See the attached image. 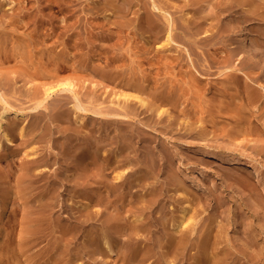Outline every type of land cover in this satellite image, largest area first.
Instances as JSON below:
<instances>
[{"label":"rangeland","instance_id":"rangeland-1","mask_svg":"<svg viewBox=\"0 0 264 264\" xmlns=\"http://www.w3.org/2000/svg\"><path fill=\"white\" fill-rule=\"evenodd\" d=\"M220 1L230 0H0V6L2 5L0 35L8 39L6 46L8 52L16 53V44L24 43L26 53L34 55L37 61L41 57L40 53L46 52L47 57L44 61L49 60L51 68H55V58L59 52L68 53L76 67H82L80 70L82 72L79 74L78 71L76 75L73 72L74 66L59 61L62 66L67 65L70 69L61 68L58 76L78 79L77 89L85 104L92 109L122 108L123 112L130 108L128 112L134 116V119L128 117L129 121L123 119L126 122H121L123 123L121 125L114 121L110 122L111 117L105 118L87 112L84 120L78 121L76 115L79 113L83 115L85 112L74 108L72 94L68 93L69 97L73 98L72 101L57 96L51 101L49 109L42 110L38 134L42 135L40 146L45 154L42 153L43 160L49 158L52 160L48 154L54 152L57 153L53 155L54 158L59 156L60 162L41 165L39 170L42 169L41 172L44 174L40 179L28 178L24 179V182L18 181V176L24 175V166L20 163L22 159L13 166L0 164V189L3 191L6 187V190H10L7 196L2 195L0 191V200L3 199L0 205L7 204L6 207L12 209L16 206L15 200L19 198L17 204L23 213H19V220L17 218L14 223L17 233L26 224L28 217L26 212L35 211V215L40 218L39 231L42 232V237L45 236L42 238L38 232L41 238L36 246L39 247L37 251H46L55 244L62 235L60 229L64 223L71 222L79 224L80 228L77 227L75 230L79 234L77 238L64 237L62 249H69L72 246L80 248V251L78 248L73 251L79 259L76 261L77 264L82 263L87 256L83 255V251L87 248L86 242L89 243L87 228L89 229L91 225L88 226L84 222L78 208L83 205V198L90 192V188L97 186L98 183L94 182L95 177L89 176L88 166L77 162V150L80 147L87 148L88 143L96 140V136L101 133L109 153L111 149L119 150L118 146L123 142L132 144L133 151L124 154L125 157L131 156L129 163L133 162L134 165V169H127V177L145 168L147 176L151 177L148 188L155 187L154 182L158 179L157 186L163 187L169 192L167 195L172 196L173 204L170 203V206L174 214H180L181 208L189 205L184 203L187 201L186 193L192 198V193L199 196L200 202L192 209V213L198 212L195 220L198 221V230L194 234L196 241L204 233L209 232L212 241L216 240L220 249L228 244H237L241 250H245L248 263L264 264V180L260 181L258 176H253L256 175L257 169L264 171V77H262L264 54L261 56L262 48L258 50L256 49L258 46H254L256 44L254 40L260 36L258 33L264 32V23L259 26L260 23L258 21L255 23V20L243 19L242 22L238 20L243 11L257 13L264 11V8L262 9L264 0H255L252 5L236 6L217 12L216 5ZM115 4H118V7ZM158 5L166 9L160 10L157 8ZM173 23L176 27L174 31L170 27L174 25ZM241 30L248 37L250 48L240 45L238 37ZM170 32L174 41L162 47ZM253 49L257 51L255 54ZM20 59L21 57L12 58L6 62V68L17 67ZM92 68L94 72L90 71ZM26 72L28 75L25 74V77L30 76L37 79L40 85L49 86L50 80L38 75L33 76L35 73L29 70ZM128 82L135 83L146 91L145 96L150 105L144 106L136 100L132 101L134 104L128 106L121 100L123 98L119 100L115 96L122 90L135 92L133 89H127ZM11 84L9 88H4L11 101L28 107L32 105L27 96L28 91L24 87L25 81L19 79V86L14 80ZM163 90L166 94L177 90L180 102L174 106L162 105L169 109V113L161 116L154 109L157 107V100L153 93ZM181 92H189L187 96L191 97L185 103H181L186 99ZM249 95H256L259 101L250 102ZM65 99L69 103L65 102L62 107L61 103ZM244 104L249 106L248 108L252 107V112L258 113V116L247 117L242 112V108L246 107ZM203 105H209L210 107L205 106L207 109L214 107L216 114L210 112L208 117L218 119L216 127L211 122L205 124L199 119ZM185 106L187 114L178 108ZM61 108L67 109L71 121H56ZM131 122L135 124L132 125ZM27 123L32 124V119ZM117 124L120 125L121 131ZM201 125H206L207 130L203 132L198 130ZM222 126L234 133L237 132L231 138L223 136L219 130ZM190 127H197L196 132L190 133ZM239 128H245V132L238 131ZM77 131L78 133L81 131L80 136L76 134ZM69 137L74 140L69 143L71 146L72 143L79 146L77 147V144L72 148L70 145L66 146ZM144 139L148 142L146 143ZM208 151L210 153H207ZM217 154L237 157L240 161L236 165L237 169L227 171V166L223 165L226 162L215 156ZM153 158H155L153 167L146 165L144 167V162L147 164L146 160L150 161ZM140 160L141 162H138ZM13 167L16 170L15 178L8 181L7 175ZM243 172L250 174L248 179L251 183L248 179H242ZM9 182L12 185H9ZM251 186L257 189L254 190ZM16 187L20 188V193ZM148 188H141L140 193L146 192ZM38 192L49 197L44 196L43 199L37 200ZM67 195H70L69 198ZM6 200L7 202H4ZM53 200L54 203H50ZM64 204H67V208L76 207L79 212L74 209L77 212L75 213L71 208L67 210L73 211V213L70 211L73 215L68 211L64 212L66 209ZM110 207L106 204L100 206L103 215L98 221L99 226L103 220L106 221L109 212L115 211L114 207ZM77 215L82 217L81 224L77 223L80 219ZM20 224L23 225L20 227ZM9 227L12 228L9 224L3 229L5 234L9 233L7 230L13 232ZM74 242L76 244L82 242V245L79 247V244L76 245ZM47 253L43 256L44 260L42 258L43 262L47 261L52 252L48 250ZM196 254L197 247L188 252L189 263H185L190 264ZM96 264L106 262L98 259Z\"/></svg>","mask_w":264,"mask_h":264},{"label":"bare ground","instance_id":"bare-ground-1","mask_svg":"<svg viewBox=\"0 0 264 264\" xmlns=\"http://www.w3.org/2000/svg\"><path fill=\"white\" fill-rule=\"evenodd\" d=\"M254 1L255 0H230L228 2L220 1L218 3V5H216V7H217L216 11L218 12V11L223 10V9L232 8V7L234 8L236 6L244 7V6H247L250 4L252 5V3ZM115 5H116V7H118V4H115ZM0 8H2V5L0 6ZM157 8L160 10L166 9L162 5H158ZM263 8L264 7H262V9ZM0 11H1V9H0ZM240 13H241V11H240ZM240 13H239V15H240ZM243 19H245V20L250 19L247 21L255 20V23H256V21H258L260 23L259 26H261L262 23H264V11L259 12V13H257L256 11L255 12L243 11V14L238 17V20H241V22H242ZM168 27L169 26H167V28ZM170 27L172 28L173 31L176 28L175 24L170 25ZM167 28H166V30H167ZM256 31H258V30L256 29ZM239 32L240 33H239L238 41H239L240 45L243 46L244 48H250L249 40H248V37L246 36V34L242 30ZM258 34L260 36L258 37V39L254 40V44L256 42V44L254 46H258V47H256V49H258V50H259V48H262L261 50L263 52H260L261 50L259 51L260 53H262L261 54V56H262L264 54V32H263V34L261 32ZM172 36L173 35L170 32L168 34V36H166L167 38H166L165 42L163 41L164 43H163L162 47L167 46L172 42V40H173ZM5 37L4 38L2 36L0 37V164L3 165V163H6L5 165H10V166L12 165L13 166L20 159H22V162H20L21 160L19 162L22 163V165L24 166V175L18 176V181L24 182V179L27 180L28 178H34L35 180L40 179V177L44 174V172H41L42 169L39 170L41 165L50 164V163L51 164H55V163L57 164L60 162L59 156L58 157L56 156L54 158L53 155L57 154V153L54 154V152L49 153V154L47 153L49 155V157L52 158V160L50 158L47 160L46 159L43 160L44 159V157H42L43 150L41 149V146H40V144L42 143L41 142V140H42L41 136L42 135L38 134V132H39L38 128H40L39 125L41 123L40 114L42 113V110L44 108L45 109L50 108L51 101L53 99H55L57 96H61L62 98L66 97L68 99H71L69 97L68 93L72 94V97L74 98V99L72 98L74 100V104H73L74 108L76 110H79V111L81 110V111L85 112V113H83V115L81 113L76 115L78 121L84 120L85 116L88 115L87 112H92L96 115H100V116H103L105 118L111 117L109 119L110 122L114 121L115 123H120V124H121V122H126L125 120H127V119L129 121V118L134 119V116H132V114L128 112L130 108L128 109V111L126 110L125 112H123V111H121V110H123L122 108H121V110H119V109L118 110H111V109H109V107H108V109H105L103 107H99L97 109H92L90 106L85 104L84 101L82 100V98L80 97L79 91L77 89L78 84H79L78 79L75 77L74 78L70 77V76L65 77V78L58 76L61 68L67 69V70L70 69V68H68L67 65L63 64L64 66H62L61 62H59V61H64V63L66 62L70 66H74V69H73L74 74L79 73L78 71L82 70L81 66L76 67V63H74L70 60V58H69L70 56L68 53H65V52L60 53L59 52L57 58H55L56 59V61H55L56 65H54L55 68H51L49 63H48L50 61L49 60H48V62L44 61V58L47 57V54H45L46 52L40 53L41 57L37 61L36 58L33 57L34 55L30 56V55H28V53H26V51L24 50L25 49L24 43L16 44V46H17L15 48L17 51L16 53L13 54V52H11V51L8 52L6 50L8 39ZM163 40H164V38H163ZM161 43H162V41H161ZM252 44H253V41H252ZM164 48H162V49H164ZM27 49H28V45H27ZM254 49H253V51H254ZM255 52H257V51H254V54H255ZM64 53H65V55H64ZM19 57H21V59H20L19 63L17 64V67H13L11 69L6 68V65H5L6 62L10 61L12 58L17 59ZM51 58H53V57H51ZM228 63H230V61ZM263 68H261V69H263ZM28 70L35 73V74H33V76L38 75L39 77H42L46 80H50L49 86L40 85L38 83L37 79H32L30 76L25 77L24 76L25 74L28 75V73L26 72ZM90 71L94 72L93 68L90 69ZM81 72L82 71H80L79 74H81ZM82 75H83V73H82ZM254 76H256V75H254ZM259 76H260V74H259ZM262 77H264V75ZM19 79H23L25 81L24 87L28 91L27 96L29 97V100L32 102V105H29V107L24 106L23 104L13 103L11 101V99L9 98V95L6 92V90L4 91V88H7V87L9 88V86L12 85L11 83H13V80L17 85L19 83ZM17 86H19V84ZM126 86H128V88L126 87L127 89H133V90H135V92L126 91V90H122V91H120V93L117 92L115 94V96L118 97L119 100L121 98H123L121 100L124 101L126 104H128V106H130L131 104H134V103H132V101L134 102L136 100L139 101V103H141L144 106L149 104L148 99H146V96H145L146 91L144 89L138 87L135 83H131V82H128ZM193 87H195V86H193ZM176 91L169 92L168 94H166V92H164V90L163 91H157V92L153 93V96L157 100L156 101L157 107H155L154 109L161 116L165 113H169V109H167L166 107H163L162 105H169V106L173 105L174 106L180 102V100L178 99L179 98L178 92L176 93ZM250 92H251V90H250ZM187 93H189V92H187ZM187 93L181 92V95L186 97V99L181 103H185L187 99L191 98L190 96H187ZM21 94H22V91H21ZM72 99H71V101H72ZM249 100H250V102H255V103L259 101V99L256 97V95L250 96ZM249 100L247 102H249ZM65 102L69 103V101L67 99H65L61 103L62 107H63V104ZM204 103H205V101H204ZM246 104H244V106H246V107H244L242 105V107H244V108H242V112H244L247 117H250L252 115H253V117L258 116V113L252 112V109H251L252 107L248 108L249 106L247 107ZM194 105H196V104H194ZM206 105H203L204 109L201 108V114H200L199 119L205 124H208L209 122H211L216 127L218 124V119H216V117L214 119H210L208 117V115L211 114L210 112H214L215 109H214V107L207 109L206 107H210V106L209 105L206 106ZM226 105H228V104H226ZM258 105H260V104H258ZM125 106H124V109L126 108ZM154 106H155V104H154ZM256 106H257V104H256ZM178 108L181 109V112H183L185 114L188 113V111L186 110L187 109L186 106L184 108H181V107H178ZM114 109H116V108H114ZM131 110H133V108ZM240 110H241V108H240ZM256 112H257V110H256ZM236 113H238V112H236ZM244 113H243V115H244ZM152 114H153V112H152ZM214 114H216V113L214 112ZM112 117L115 119H112ZM29 119H32V124L27 123ZM123 119H125V120H123ZM61 120L71 121L69 118V113L67 112V109L60 110L59 114L56 116V121H61ZM128 121H127V123H128ZM132 122H131V124H132ZM85 123H86V121H85ZM134 124L135 123H133L132 125H134ZM119 126L120 125L117 126L118 129L120 128ZM81 127H83V126H81ZM41 128H43V127H41ZM207 128H206V125H201L198 130L203 132V131L207 130ZM196 129H197V127L196 128L190 127L189 132L195 133ZM119 130L121 131V128ZM215 130H216V128H215ZM219 130L223 134V136H227L229 138H231L237 132L236 131L234 133L233 131H231V129L225 128L223 126L220 127ZM238 131L245 132V128H242V129L239 128ZM77 133H78V131L76 132V134ZM43 134H44V130H43ZM79 136H80V134H79ZM102 136L103 135L100 133L99 136L98 135L96 136V140H92L91 142L89 141L90 143H88L87 148L80 147V149L77 150L78 151L77 162H80L83 165L86 164L88 166V168L90 170L89 176L92 178L95 177L94 179H96V181H94V182H96V184L98 183V185H99V186L94 185V186H92V189L90 188V192L87 194V196H85V198H83L84 200L82 199L83 205L81 206V208H78L80 213H81V216L84 217V222H86L88 224V226L91 225V227H89V229L87 228V232L89 233V236H90L89 237L90 239H88L89 243L86 242L85 245H87V248L84 249V251H83V255H87V256H85L83 259L84 261L81 260V262L82 261L83 262L82 263L79 262V264H96L98 259L106 262V264H186L185 262H187V260H189L187 257L188 252L195 247H197V254H196V256L192 257L193 260L191 261L190 264H251V263H248V261H246L247 255H246L244 249H243L244 251L241 250L240 249L241 247L240 246L238 247L237 244H228L227 246L225 245V248L222 247L220 249L219 248L220 246L217 245L218 243H216V240L214 242L212 241V238H211V235L209 232L204 233V235L198 241H196V239L194 238V236H195L194 234L198 230V227H197L198 221H195V220H197L196 214L198 212H196V214H194V213H192V209L196 203L200 202L201 199H199V196H196V194L192 193V195H193V198H192L188 195V193H186L187 194V199H186L187 201H184V203L185 202L189 203V205L181 208L182 210H181L180 214H178V215L174 214L173 210H171L172 207L170 206L171 205L170 203H172L171 202L172 196L170 197L169 196L170 194L167 195V193H169V192L166 191L163 187L159 188L157 186L158 179H157V181L154 182L156 184V185L154 184L155 187H152L151 189L148 188V185L151 184V181H150L151 177L147 176L145 168L144 169L139 168L140 172L131 175V177H129V178L127 177V175H128L127 169H131V168L134 169V165H133V162L129 163L130 162L129 157H131V156L125 157L124 154L133 151L132 144L127 143L125 141L126 143L123 142L122 145L118 146L119 150H121V152L119 150L111 151L112 150L111 149V150H109L110 151V153H109V152H107L108 148L106 147L107 146L106 142L103 140ZM51 137H52V135H51ZM52 139H54V138H52ZM67 139L68 140H67L66 146L70 145L69 143L74 141L70 137ZM120 139H121V137H120ZM43 140H45V139H43ZM106 140L109 141L108 139H106ZM122 140H124V139L122 138ZM75 141H76V139H75ZM144 141L146 143L148 142L146 139H144ZM75 144H77V143H75ZM74 145L72 143V146H74ZM72 146L70 145L71 148H72ZM78 146L79 145L77 144V147ZM46 147H48V146H46ZM109 147H112V146H109ZM135 148H134V150H135ZM24 149H26V151ZM75 149H76V147H75ZM51 150H52V148H51ZM23 151H25L26 153L24 154ZM133 153H135V152H133ZM140 153H141V151H140ZM207 153H210V151H208ZM215 156H219V159L221 158V160H224L226 162V164H223V165L227 166L228 169H226V170L227 171L229 170V172H231L230 170L237 169L236 165L240 163L239 159L237 157H234V156H231V157L227 156L226 157V156L218 155V154ZM203 158H205V157H203ZM50 161H52V162H50ZM138 162H141V160ZM148 162H150V163H148ZM154 162H155V158H153L150 161L146 160L147 164H145V162H144V167H145V165L147 167H153L152 164H154ZM226 166H224V167H226ZM14 168L15 167L11 168L9 174L7 175L9 178L8 181H11V180H13V178H15V175H16L15 171L16 170H14ZM8 169H10V168H8ZM4 170L5 169H3V171ZM260 170L257 169L255 171L256 175L253 174V176H258L260 181H263L264 180V171H262V170L260 171ZM3 171H2V173H3ZM245 172H247V171H245ZM247 174H245L244 172L241 174L243 180L249 178L248 176L250 174H248V175ZM54 175H55V173H54ZM34 179L32 181H34ZM243 180H241V181H243ZM247 181H245V183ZM257 181H258V178H257ZM260 181H259V183H261ZM250 183H251V181H250ZM256 184H257V182H256ZM9 185H12V184L10 183ZM158 185H159V183H158ZM248 186H250V185H248ZM257 186H258V184H257ZM144 187H147L148 190L146 192L140 193L141 188H144ZM251 187L254 188V190L256 188L253 186H251ZM251 187H250V189H251ZM11 188H12V186H11ZM13 190H16V189L13 188ZM0 191H2V190L0 189ZM209 191H211V190H209ZM213 191H211V192H213ZM8 192H10V190L9 191H8V189L6 190V187H5V189H3V191H2V195L7 196V194H9ZM17 192H19V193L21 192L20 188H17ZM255 192H257V191H255ZM0 194H1V192H0ZM189 194H191V193H189ZM36 195H38V194H36ZM197 195H198V193H197ZM44 196H46V195L45 194L40 195V193H39V195L37 196V200L43 199ZM63 196H65V195H63ZM69 196H68V198H69ZM112 196H114V198H111ZM46 197H49V196H46ZM18 199L15 200L16 206H14L12 209L6 207L7 204L6 205L2 204L3 206L0 205V264H77L76 261L77 260L79 261V259L75 255L76 253H74L73 251L75 249H77L78 247L73 248V246H72L71 248L68 247L69 249H67V248L62 249V244H64V243H62V241H63L62 239L64 237L66 238V236L67 237L68 236H72V237L78 236L79 233L75 232V230L77 227H79V224H72L71 222L67 223V224L64 223L65 225H63V227L60 229L62 235H61V237H59L56 240V243L53 244L52 246H50L49 248L46 247L47 248L46 251L39 252L40 250L37 251V249H39V247L36 248V246H37V244H39L38 242H40L39 239L42 237V234H41L42 232L39 231L40 230L39 226L41 223L39 222L40 218L37 215H35L36 214L35 211L34 212H32V211L28 212L27 211L26 214H28V217L25 221L26 224H24L22 229L20 228L21 231H18L20 234L15 231L17 228H16L14 223H16L15 221L17 218L19 220L18 215L21 212V210H20L21 207L19 209V206L17 204ZM1 201H3V199L0 200V202ZM79 201H81V199ZM4 202H7V200ZM64 202H62V204ZM1 203H3V202H1ZM46 203H45V205H48ZM48 203H49V201H48ZM50 203H54V200H53V202H50ZM103 204H106L107 207L111 206L110 208L114 207L115 211L109 212L110 214L108 213L109 215L107 216L106 221L103 220L101 226H99L98 221L101 219V217L103 215V212L100 210V206H102ZM66 205L64 204V207H66ZM36 208L38 209V207H36ZM69 208H71V210H73L75 213H77L76 211H78V209L76 210V207L74 208L76 211L72 207H68V208L66 207L64 212L68 211L67 209H69ZM36 211H38V210H36ZM70 211H68V213H70ZM73 211H71V213H73ZM21 213H23V212H21ZM40 214H43V213H40ZM71 215H73V214H71ZM77 216H79V215H77ZM67 217H69V216H67ZM82 217H80V219ZM75 219H76V216H75ZM80 219L77 221V223H80L82 221V219L81 220ZM21 220H22V218H21ZM69 220H68V222H69ZM72 221L74 222V220H72ZM9 224L12 227V228H10V227L9 228L12 229L13 232L10 233V230H7L9 233H7V231H5L7 233V234H5L3 232V229L5 228L6 225H9ZM22 225L20 224L19 226L21 227ZM53 225H54V223H53ZM41 230H43V229H41ZM79 231L80 230H78V232ZM38 232H40L41 237L38 235L39 234ZM16 233L19 235H17ZM81 233H83V232H81ZM83 235L84 234H82L81 237H83ZM44 237H42V238H44ZM87 237H88V235H87ZM41 240H43V239H41ZM85 240H86V238H85ZM77 241L79 242V239H77ZM71 243H72V240H71ZM74 243H73V245H74ZM81 243L80 244L78 243L79 245L76 243L75 244L80 247V245H82ZM78 249L80 251V248H78ZM48 250L52 253H51L50 257H48V259L46 257L47 261L43 262V260L45 258V257L43 258V256L47 253ZM96 257H97V259H96ZM248 257H250V256H248ZM42 258H43V260H42ZM252 259H254V258H252ZM250 260H251V258H250ZM187 263H189V262H187Z\"/></svg>","mask_w":264,"mask_h":264}]
</instances>
